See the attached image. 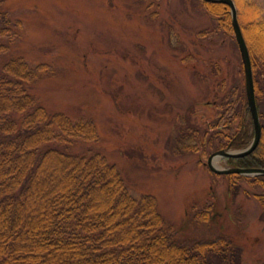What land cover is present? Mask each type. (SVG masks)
I'll return each instance as SVG.
<instances>
[{
	"label": "rangeland",
	"instance_id": "374dc122",
	"mask_svg": "<svg viewBox=\"0 0 264 264\" xmlns=\"http://www.w3.org/2000/svg\"><path fill=\"white\" fill-rule=\"evenodd\" d=\"M200 3L0 0V12L20 23L8 55L47 67L32 91L38 102L49 113L91 122L98 136L91 148L133 196H152L181 238H230L241 264H264V210L251 195L260 188L240 179L230 190L228 178L207 166L214 149H176L182 122L203 129L215 114L207 105L217 83L212 65L228 62L230 81L245 87L237 42L211 30L214 20ZM241 5L264 16V0ZM263 90L255 95L262 125ZM214 166L228 168L224 159Z\"/></svg>",
	"mask_w": 264,
	"mask_h": 264
},
{
	"label": "trees",
	"instance_id": "16d2710c",
	"mask_svg": "<svg viewBox=\"0 0 264 264\" xmlns=\"http://www.w3.org/2000/svg\"><path fill=\"white\" fill-rule=\"evenodd\" d=\"M237 1L256 95L264 88V16L255 7L241 12L243 0ZM200 2L214 20L211 30L235 44L229 7ZM14 29L19 30L20 23L0 12V264H241L230 238H181L152 196H133L116 167L91 148L98 139L91 122L49 113L38 102L32 91L47 67L32 68L8 55ZM241 63L237 68L243 76ZM227 66L222 59L212 65L217 83L207 105L215 114L203 129L182 122L179 152L199 147L240 151L252 143L245 87L230 81ZM256 103L261 118L257 96ZM261 127L255 150L224 159L228 167L264 169ZM219 176L228 178L230 190L240 179L259 187L260 192L251 195L264 210L263 175Z\"/></svg>",
	"mask_w": 264,
	"mask_h": 264
},
{
	"label": "water",
	"instance_id": "95a60500",
	"mask_svg": "<svg viewBox=\"0 0 264 264\" xmlns=\"http://www.w3.org/2000/svg\"><path fill=\"white\" fill-rule=\"evenodd\" d=\"M204 2L210 3H222L229 7L231 15V24L233 33L237 42V46L240 52L243 71H244V80H245V93L247 99L248 110L250 112L253 129H254V138L252 143L244 150L229 152V149H223L212 153L207 159L208 168L217 175H229V174H238L242 176H264V169H241V168H226V169H217L214 166V161L216 162L219 159L226 158H242L251 154L257 147L259 140L261 138L262 127L260 123L259 113L257 109L256 97H255V88L254 80L252 73V64L248 52L247 45L245 43L239 22L237 17V9L233 0H202Z\"/></svg>",
	"mask_w": 264,
	"mask_h": 264
},
{
	"label": "bare ground",
	"instance_id": "6f19581e",
	"mask_svg": "<svg viewBox=\"0 0 264 264\" xmlns=\"http://www.w3.org/2000/svg\"><path fill=\"white\" fill-rule=\"evenodd\" d=\"M214 164H215V161H214Z\"/></svg>",
	"mask_w": 264,
	"mask_h": 264
}]
</instances>
